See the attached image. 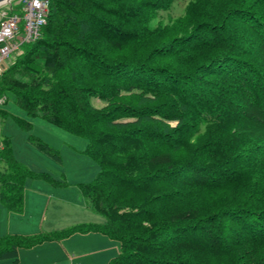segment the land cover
Masks as SVG:
<instances>
[{"label": "trees", "instance_id": "obj_1", "mask_svg": "<svg viewBox=\"0 0 264 264\" xmlns=\"http://www.w3.org/2000/svg\"><path fill=\"white\" fill-rule=\"evenodd\" d=\"M19 48L0 97L84 138L98 171L77 186L103 220L5 234L0 259L98 231L118 242L105 264H264V0H48ZM27 178L68 185L0 133L6 209L21 211Z\"/></svg>", "mask_w": 264, "mask_h": 264}, {"label": "crops", "instance_id": "obj_2", "mask_svg": "<svg viewBox=\"0 0 264 264\" xmlns=\"http://www.w3.org/2000/svg\"><path fill=\"white\" fill-rule=\"evenodd\" d=\"M77 183H74L75 188L60 187L63 194H59V187L41 179L26 180L20 212L10 211L0 202V237L50 232L82 222H101L103 218L86 205ZM117 252L118 242L98 231L74 232L61 239L45 240L16 250L17 264H105ZM0 264H12V261L3 258Z\"/></svg>", "mask_w": 264, "mask_h": 264}, {"label": "rangeland", "instance_id": "obj_3", "mask_svg": "<svg viewBox=\"0 0 264 264\" xmlns=\"http://www.w3.org/2000/svg\"><path fill=\"white\" fill-rule=\"evenodd\" d=\"M19 51L20 48L15 50L4 64L7 65L12 61ZM92 102L98 106L101 104L95 98ZM0 106L8 111L7 115L0 116V133L9 137L14 157L28 169L48 172L53 178L64 180L68 183L66 186L73 188H75L74 183L89 181L88 179L91 180L96 175L97 164L80 152L85 145L84 138L53 125L39 116L28 117L10 98L0 103ZM21 119L26 120L28 126L22 125ZM37 139L56 149L60 161H56L41 150L36 144ZM43 181L51 184L46 180ZM58 193L63 194V188L59 187Z\"/></svg>", "mask_w": 264, "mask_h": 264}, {"label": "built area", "instance_id": "obj_4", "mask_svg": "<svg viewBox=\"0 0 264 264\" xmlns=\"http://www.w3.org/2000/svg\"><path fill=\"white\" fill-rule=\"evenodd\" d=\"M48 0H8L0 3V72L22 44L34 41L46 23ZM5 96L0 97V103Z\"/></svg>", "mask_w": 264, "mask_h": 264}, {"label": "water", "instance_id": "obj_5", "mask_svg": "<svg viewBox=\"0 0 264 264\" xmlns=\"http://www.w3.org/2000/svg\"><path fill=\"white\" fill-rule=\"evenodd\" d=\"M5 1H8V0H0V3L5 2Z\"/></svg>", "mask_w": 264, "mask_h": 264}]
</instances>
